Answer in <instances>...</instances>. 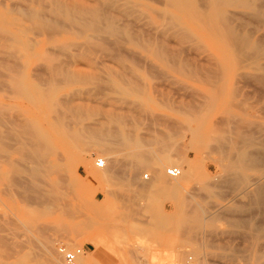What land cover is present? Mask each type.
<instances>
[{
	"label": "rangeland",
	"instance_id": "rangeland-1",
	"mask_svg": "<svg viewBox=\"0 0 264 264\" xmlns=\"http://www.w3.org/2000/svg\"><path fill=\"white\" fill-rule=\"evenodd\" d=\"M215 3L0 0V264H65L57 242L79 264H264V203L243 193L264 166L238 160L264 140V0Z\"/></svg>",
	"mask_w": 264,
	"mask_h": 264
},
{
	"label": "bare ground",
	"instance_id": "bare-ground-1",
	"mask_svg": "<svg viewBox=\"0 0 264 264\" xmlns=\"http://www.w3.org/2000/svg\"><path fill=\"white\" fill-rule=\"evenodd\" d=\"M53 1H55V0H53ZM222 0H209V3L210 4H212V3H215V5H217V3H219V2H221ZM225 1V0H224ZM114 2V1H113ZM208 2V1H207ZM54 3V2H53ZM199 4H200V2H199ZM202 5V4H201ZM214 5V6H215ZM194 6V5H193ZM65 7V6H64ZM239 7V6H238ZM63 8V7H62ZM55 9V8H54ZM61 9V8H60ZM214 9V8H213ZM26 11H27V9H26ZM204 11H206V10H204ZM88 13H90V14H92L91 12H93V11H87ZM20 13V12H19ZM94 13H96L95 11H94ZM57 14V13H56ZM217 14V13H216ZM206 15H207V13H206ZM58 16V15H57ZM97 16V15H96ZM211 16V15H210ZM59 19V18H58ZM225 21H226V19H224ZM222 21V20H221ZM74 22V21H73ZM49 23V22H48ZM53 25H54V23H52ZM85 24H87L86 22H85ZM91 24V23H90ZM48 25V24H47ZM58 25V24H57ZM228 25V24H227ZM242 25H243V23H242ZM44 26V25H43ZM55 26V25H54ZM230 26V25H229ZM228 26V29H227V31H229L228 33V35H229V37L231 38V41L232 42H234V43H236V44H241V43H245L246 41L245 40H242V39H244V37L242 38V39H240L239 37H238V35H237V33L235 32V30H233L232 28H231V26L229 27ZM47 27V26H46ZM58 27H59V25H58ZM35 28V27H34ZM88 28V26L86 27V29ZM112 28V27H111ZM229 28H231V29H229ZM113 29V28H112ZM90 30V29H89ZM226 31V30H225ZM85 33V32H84ZM227 34V33H226ZM51 35V34H50ZM228 38V37H227ZM231 43V42H230ZM244 55V54H243ZM238 59V58H237ZM242 59V58H241ZM187 70V69H186ZM206 70V69H205ZM208 70V69H207ZM212 77V76H211ZM188 113V112H187ZM68 115V114H67ZM2 120H3V118H2ZM76 120H77V118H76ZM30 123V122H29ZM31 124H32V122H31ZM36 127H37V125L36 124H34ZM20 126V125H19ZM25 126V125H24ZM34 126V127H35ZM39 126V125H38ZM36 127L33 129V124H32V126L30 127V125H29V127L28 126H25V128H24V134H25V138H27V141L31 144V146L33 147V148H35V151H36V156L32 159V163L33 164H35V166H33V168L31 167V174L33 175V178L35 179V180H37L38 179V176L40 177V176H45V177H48V175L50 174L49 173V171L47 170L48 168L45 166V161H44V156H45V152H43V150L45 151V150H47V149H50V143L48 142V138H47V136H45V133H43V131H42V129H40V128H37L36 129ZM40 127V126H39ZM259 127V126H258ZM38 129H40V130H38ZM44 130V129H43ZM261 130H263L262 128H261ZM42 131V132H41ZM83 133V132H82ZM1 135V134H0ZM75 137H76V135H75ZM260 139V138H259ZM26 141V142H27ZM85 141V140H84ZM243 142V146H244V150L243 151H241V152H239V154H238V160L239 161H241V162H243V163H245V164H247L248 166H249V168H251L252 166H256L257 164H259L260 165V163H261V165L260 166H264V140L263 141H260V145H261V151H260V153H253V152H251L250 151V148H253L254 146H255V142H254V139L252 138V137H247V138H245V139H243L242 140ZM25 142V141H24ZM25 142V143H26ZM163 142H165L164 140L162 141V142H159L160 143V145L165 149H163L165 152H168V151H166V145H164V143ZM242 143H241V145H242ZM108 145V144H107ZM28 146V145H27ZM30 147V146H29ZM124 147V146H123ZM148 147H150L149 146V144L147 145V144H145V142L143 143V142H140V141H138L136 144H135V147H134V152H133V155L134 156H136V157H138L140 160H141V163H143L144 165H154V167H156L155 166V164H157L156 162V158H155V160L153 159H151L152 158V151H153V147L151 146L150 148H148ZM172 147V146H171ZM152 150V151H151ZM161 152H162V150H160ZM159 151V152H160ZM164 151H163V153H164ZM160 152V153H161ZM151 154V155H150ZM150 155V156H149ZM161 155V154H160ZM198 155V154H197ZM154 156V155H153ZM163 156H164V154H163ZM150 157V158H149ZM154 158V157H153ZM104 159V158H103ZM107 159V158H106ZM106 159H105V162H106V164H105V166L104 167H102V168H105L106 166H107V161H106ZM164 159V158H163ZM162 160V159H161ZM166 161V163H171V165L173 164L172 163V161H171V159H170V155H168L167 154V157H165V159H164V162ZM190 162V161H189ZM190 164V166L193 164V162H190L189 163ZM159 165L160 166H162V163L161 162H159L158 163V170H159ZM174 165V164H173ZM180 168H181V174L179 175V176H177V177H173V178H180V179H182V177H183V174H182V171H183V166L181 165V164H177ZM194 165V164H193ZM192 165V166H193ZM97 166V165H96ZM196 166V165H195ZM161 168V167H160ZM152 169V168H151ZM162 169V168H161ZM195 169H196V167H195ZM153 171H154V169H153ZM184 172V171H183ZM186 172V171H185ZM49 173V174H48ZM30 174V175H31ZM146 175H148V177L146 178V179H149V174H145L144 175V178H145V176ZM186 175H189V174H186ZM50 176V175H49ZM171 177V176H170ZM42 178V177H41ZM32 179V178H31ZM50 180V179H49ZM38 181V180H37ZM32 182H34V180H32ZM39 183H40V180L38 181ZM42 182H43V180H42ZM34 184V183H33ZM36 184V183H35ZM45 184V183H44ZM44 184H42V185H44ZM51 184H52V182H51ZM254 184H256V190L254 191V193L253 194H251V191H249V188H246L244 191H243V193H245V196H248L249 198H251L255 203H258V204H260V203H264V183H254ZM38 185V184H37ZM39 186H41L40 184H39ZM249 186V185H248ZM44 187H45V185H44ZM52 187V186H51ZM39 188V187H38ZM40 189V188H39ZM44 189V188H43ZM55 189V188H54ZM53 190V189H52ZM41 191V190H40ZM50 197H51V195H50ZM49 198V197H48ZM38 199H39V201H41L42 202V205H45V206H48V207H52V205H53V199H51L52 201H47V199H45L46 201H44L43 199H44V197L42 196V194H41V192H39V196H38ZM41 199V200H40ZM27 226V225H26ZM44 238H46L45 236H44ZM42 239V238H41ZM46 241H47V239H46ZM42 244L45 246V245H47L48 244V241L47 242H45V240L43 241L42 240ZM45 243H47V244H45ZM57 243H61V242H57ZM67 245V244H66ZM46 247V246H45ZM55 248V247H54ZM70 248V247H69ZM24 249V248H23ZM22 250V249H21ZM56 251H57V249H56ZM15 252V251H14ZM58 252V251H57ZM82 254V253H81ZM22 257V256H21ZM53 258V257H52ZM79 258H80V256H79ZM49 260V259H48ZM81 260V259H80ZM54 262L56 263V264H58V263H60V260H59V258H57V257H55L54 258ZM53 262V263H54ZM63 262L66 264V262L63 260ZM188 263L190 264V261H188ZM78 264H79V260H78ZM200 264V263H199Z\"/></svg>",
	"mask_w": 264,
	"mask_h": 264
},
{
	"label": "built area",
	"instance_id": "built-area-1",
	"mask_svg": "<svg viewBox=\"0 0 264 264\" xmlns=\"http://www.w3.org/2000/svg\"><path fill=\"white\" fill-rule=\"evenodd\" d=\"M106 164L105 159L98 158L96 161V165L98 167H104ZM167 174L171 177H177L181 174V168L178 166H172L167 169ZM148 175L145 176L147 178ZM57 251L62 255L63 260L66 264H78L79 256L82 253L81 247L69 248L66 244L57 243L56 244ZM190 264H199L196 259L190 257Z\"/></svg>",
	"mask_w": 264,
	"mask_h": 264
},
{
	"label": "crops",
	"instance_id": "crops-1",
	"mask_svg": "<svg viewBox=\"0 0 264 264\" xmlns=\"http://www.w3.org/2000/svg\"><path fill=\"white\" fill-rule=\"evenodd\" d=\"M106 264V263H105Z\"/></svg>",
	"mask_w": 264,
	"mask_h": 264
}]
</instances>
